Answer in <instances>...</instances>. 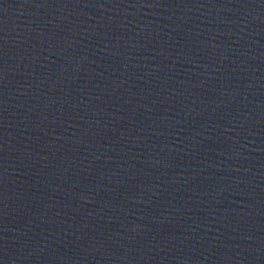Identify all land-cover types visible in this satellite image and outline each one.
I'll list each match as a JSON object with an SVG mask.
<instances>
[{
    "label": "water",
    "instance_id": "1",
    "mask_svg": "<svg viewBox=\"0 0 264 264\" xmlns=\"http://www.w3.org/2000/svg\"><path fill=\"white\" fill-rule=\"evenodd\" d=\"M0 264H264V0H0Z\"/></svg>",
    "mask_w": 264,
    "mask_h": 264
}]
</instances>
